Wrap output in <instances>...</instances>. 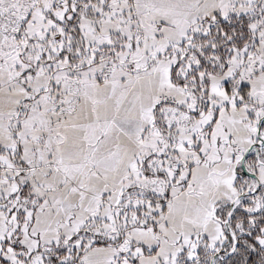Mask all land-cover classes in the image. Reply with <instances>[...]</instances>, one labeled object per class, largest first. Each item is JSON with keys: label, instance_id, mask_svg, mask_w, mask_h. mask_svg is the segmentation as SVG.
Returning a JSON list of instances; mask_svg holds the SVG:
<instances>
[{"label": "snow or ice", "instance_id": "1", "mask_svg": "<svg viewBox=\"0 0 264 264\" xmlns=\"http://www.w3.org/2000/svg\"><path fill=\"white\" fill-rule=\"evenodd\" d=\"M0 264H264V0H0Z\"/></svg>", "mask_w": 264, "mask_h": 264}]
</instances>
